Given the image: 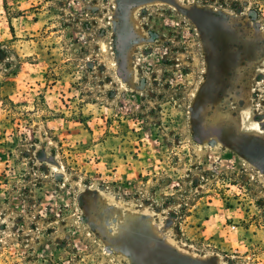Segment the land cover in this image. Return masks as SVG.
I'll use <instances>...</instances> for the list:
<instances>
[{
    "label": "rangeland",
    "instance_id": "obj_1",
    "mask_svg": "<svg viewBox=\"0 0 264 264\" xmlns=\"http://www.w3.org/2000/svg\"><path fill=\"white\" fill-rule=\"evenodd\" d=\"M0 264H264V0H0Z\"/></svg>",
    "mask_w": 264,
    "mask_h": 264
},
{
    "label": "bare ground",
    "instance_id": "obj_2",
    "mask_svg": "<svg viewBox=\"0 0 264 264\" xmlns=\"http://www.w3.org/2000/svg\"><path fill=\"white\" fill-rule=\"evenodd\" d=\"M243 125H244L243 126L244 129H248V127H251L250 129H253V128H257L258 127L257 124L255 123V121H253V119L252 120L251 119H248V117L244 118Z\"/></svg>",
    "mask_w": 264,
    "mask_h": 264
}]
</instances>
